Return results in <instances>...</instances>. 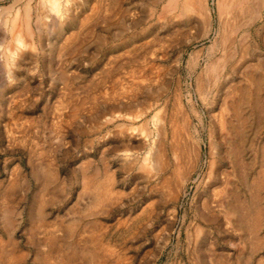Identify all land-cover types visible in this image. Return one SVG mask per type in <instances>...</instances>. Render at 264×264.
<instances>
[{
  "label": "rangeland",
  "instance_id": "1",
  "mask_svg": "<svg viewBox=\"0 0 264 264\" xmlns=\"http://www.w3.org/2000/svg\"><path fill=\"white\" fill-rule=\"evenodd\" d=\"M55 1L61 13L0 1V264H264V186L258 244L224 207L233 192L248 200V181L264 174V85L252 98L244 70L264 64V0H222V15L220 0L199 11L192 0ZM26 5L33 20L65 9L71 20L47 24L56 35L41 24L47 37L25 40L6 68ZM220 26L239 29L246 64L217 85L206 61ZM235 99L241 139L224 124ZM240 140L246 184L228 154Z\"/></svg>",
  "mask_w": 264,
  "mask_h": 264
},
{
  "label": "bare ground",
  "instance_id": "2",
  "mask_svg": "<svg viewBox=\"0 0 264 264\" xmlns=\"http://www.w3.org/2000/svg\"><path fill=\"white\" fill-rule=\"evenodd\" d=\"M1 1V0H0ZM152 1V0H151ZM150 1V2H151ZM175 0H169L168 2V6H171V4L174 2ZM246 0H239L237 1V6L241 5L242 3H244ZM100 2V1H99ZM116 3V2H115ZM152 3V2H151ZM156 3V2H154ZM222 0L219 1L218 3V10H219V14L222 15V13L224 12V5L221 6ZM43 4L45 9H47L46 11H54L57 13H61L59 12V5L55 0H43ZM99 4V3H98ZM208 4V3H207ZM162 5V4H161ZM178 5V4H177ZM186 5V1L183 2V13L186 12L185 10V6ZM114 6V5H113ZM166 6V5H165ZM173 6V5H172ZM179 6V5H178ZM117 7V6H116ZM163 8V6L161 7ZM9 9V7H8ZM165 9V8H164ZM163 9V11L165 12V10ZM176 9V8H175ZM201 10V6L199 3V0H192V10ZM215 9V8H214ZM234 9V8H232ZM252 10L256 9V8H251ZM262 9V8H261ZM264 9V8H263ZM20 10V9H19ZM29 10H30V6L26 5L25 8V12H24V18L19 17V19L21 18L22 23H23V30H18V31H14L15 29V24L17 22V17L18 14L15 13L14 14V18L11 21V25L9 28V39H13L14 42L16 43V47L13 50H9V47L5 48L4 51L1 52V55L5 56V64L6 68H8V63L10 60H12L11 64L16 65V61L23 59V57L26 55V52H28L29 50V46L25 43V40L29 39V40H34V35L36 37L37 40H39L40 42H42V39L47 37L43 35V30H42V26L41 24H45V26L50 29L49 34H54L53 29L51 28V25H47V24H66L68 21L71 20V12L69 13L70 9H65L64 10V14L67 16H65L63 18V14H60L59 18L55 17V16H47L44 18H40V17H36L34 20L31 19L29 16ZM162 10V9H161ZM209 10V9H208ZM257 10V9H256ZM264 11V10H263ZM214 12V11H213ZM7 13V12H6ZM168 13V12H167ZM1 14V13H0ZM262 14V13H261ZM37 15V14H36ZM165 15V14H164ZM163 15V16H164ZM175 15V14H173ZM154 16V15H153ZM212 16V14H211ZM261 16V15H260ZM13 17V16H12ZM168 17V16H167ZM174 17V16H173ZM212 19V18H211ZM259 19V18H258ZM261 19V18H260ZM6 21V20H5ZM92 22V21H91ZM189 22V21H188ZM217 22V21H216ZM261 22V21H260ZM4 24H7L6 22ZM34 24V28L36 29V33H33L34 29H32V25ZM187 24V23H186ZM211 24V23H210ZM215 24V23H214ZM61 25V27H62ZM213 26V25H212ZM256 27V26H255ZM218 28V27H217ZM220 31L218 32V36H216L217 39H214L212 41H214L215 43L213 44L212 47V54L210 55V57L207 58L206 61V66H210L213 70V72H211L208 76V82L210 83L211 81H215V84L217 85H222V82L226 81V78H230L231 75H233L236 70H238L241 65L244 66L246 63H244V55L241 54L240 55V51H241V44L240 39H238V31L239 29H232L229 32L225 31V27L224 26H220ZM210 29V27H209ZM208 30V29H207ZM218 30V29H217ZM246 30V29H245ZM193 32V31H192ZM242 32V31H241ZM248 32V31H247ZM62 31L59 33L61 34ZM244 33V32H243ZM250 33V32H249ZM187 34V33H186ZM240 34V33H239ZM8 35V36H9ZM195 35V34H193ZM203 35V34H202ZM215 35H217L215 33ZM63 36V35H61ZM60 36V38H61ZM178 36V35H177ZM197 36V34H196ZM251 36V35H250ZM150 38V37H149ZM195 38V37H194ZM200 38V37H199ZM198 38V39H199ZM202 38V37H201ZM204 38V36H203ZM264 38V37H263ZM35 39V40H36ZM57 39V38H56ZM207 39V38H206ZM261 39V38H260ZM34 40V41H35ZM50 40V38L48 39ZM205 40V39H204ZM248 40V39H247ZM55 41V40H54ZM150 41V40H149ZM198 41V40H196ZM251 41V40H250ZM254 41V40H253ZM13 42V41H12ZM28 42V41H27ZM33 42V41H32ZM51 42V41H49ZM37 43V42H36ZM39 43V42H38ZM247 43V42H246ZM253 43V42H252ZM166 44V43H165ZM198 44V43H197ZM212 44V43H211ZM39 45V44H38ZM193 45V44H192ZM252 45V44H251ZM189 46V45H188ZM251 47V46H250ZM34 49V48H33ZM48 49L49 51H51V44H48ZM54 49V48H53ZM256 49V48H255ZM251 50V49H250ZM204 51V50H203ZM239 51V53H238ZM181 52V51H180ZM207 52V51H206ZM187 53V52H186ZM191 53V52H190ZM250 53V52H249ZM176 54V53H175ZM203 54V53H202ZM159 55V54H158ZM192 55V54H191ZM157 57V56H156ZM155 57V58H156ZM204 57V56H203ZM260 57V56H259ZM8 58V59H7ZM239 58V59H238ZM3 60V59H2ZM190 60V59H189ZM243 61L244 64H241V62ZM181 62V61H180ZM248 62V61H247ZM251 62V61H250ZM254 62V61H253ZM22 63V62H21ZM175 64V63H174ZM177 65V64H176ZM199 61H196L195 63L189 62L188 66L191 68V70L193 71V73H195L197 71V69L200 67L199 66ZM202 65V64H201ZM143 66V65H142ZM185 66V65H184ZM140 67V66H139ZM189 68V69H190ZM242 69V68H241ZM8 71H6V78L8 80H10L11 78H14V70H10L7 69ZM19 70V69H18ZM17 70V71H18ZM186 70V69H185ZM245 71H247V74L245 75L247 77V79H249L252 83V86L254 88V90L256 92L253 93L252 98L254 96H257V92L259 91V88H261L264 85V81L263 78L259 75H257V73L261 72L264 70V64L261 63L258 66H246L244 68ZM240 71V70H239ZM16 72V71H15ZM199 73V72H198ZM206 73V72H205ZM204 73V74H205ZM238 73V72H237ZM140 74V72H139ZM165 74V73H164ZM150 75V74H149ZM198 75V74H197ZM240 75V74H239ZM200 76V75H199ZM195 78V77H194ZM197 78V77H196ZM203 78V77H202ZM201 78V79H202ZM151 79V78H150ZM160 79V78H159ZM15 81V80H12ZM156 81V80H155ZM172 82V81H171ZM195 82V81H194ZM231 82V81H230ZM193 83V82H192ZM197 83V82H196ZM201 83V81H200ZM145 84V83H144ZM200 85V84H199ZM170 86V85H169ZM153 87V86H152ZM194 88V87H193ZM217 88V87H216ZM135 89V88H134ZM137 89V88H136ZM151 89V88H150ZM166 88H164L165 90ZM2 90V89H1ZM167 90V89H166ZM136 91V90H135ZM170 91V90H169ZM202 91V90H201ZM195 92V91H194ZM157 93V92H156ZM143 94V93H142ZM155 95V93H153ZM160 94V93H159ZM145 95V94H144ZM167 95V94H166ZM203 95V93H202ZM160 96V95H159ZM164 96V95H163ZM200 96V95H199ZM247 97V94L245 95ZM206 97V96H205ZM243 98L244 96H240V98ZM169 98V97H168ZM137 99V98H136ZM141 99V98H140ZM146 99V98H145ZM161 100V99H159ZM139 101V100H138ZM215 101V100H214ZM242 101H245V98L242 99ZM208 102V101H207ZM205 102V103H207ZM246 102V101H245ZM244 102V103H245ZM261 107L262 105L260 103L257 104L256 109H258V112L261 111ZM118 108V107H117ZM115 109V108H114ZM241 109V101H237V99L235 100H230L229 102H226V105L224 106V110L226 111L227 114H230V116L233 119V123L230 124L228 121L224 122L228 123V128L229 131L233 134L234 138H239L241 139V134H243V129L245 128V119L243 118L240 110ZM113 110V109H112ZM217 111V110H216ZM98 113V112H97ZM96 113V115H97ZM100 113V112H99ZM257 113V112H256ZM258 115V114H257ZM211 116V115H210ZM258 118V117H257ZM100 119V118H99ZM95 120V119H94ZM97 121V120H96ZM189 132V131H188ZM213 139V138H212ZM162 144V143H161ZM165 144V143H164ZM242 144V140H240L239 145L233 146L231 148V151L228 153L229 154V158L233 157V162H234V166L237 168V172H238V180L240 181V184H246L247 179H246V175H247V168L245 166L244 161L242 160L241 157V151L238 149ZM163 147V146H162ZM184 149V148H183ZM186 149V148H185ZM159 150V149H158ZM162 150V149H161ZM163 151V150H162ZM161 151V153H162ZM164 153V151H163ZM189 155V154H188ZM156 158V157H155ZM154 158V160H155ZM180 160V159H179ZM136 162V160H135ZM134 162V163H135ZM193 165V164H192ZM156 167V168H155ZM158 167H160L159 163H155L153 164V169L157 170ZM193 167V166H192ZM136 171V170H135ZM138 172V171H137ZM168 172V171H167ZM156 175V174H155ZM158 175V174H157ZM160 175V174H159ZM169 176V174H167ZM166 175V176H167ZM183 175V174H182ZM181 175V176H182ZM154 176V175H153ZM152 176V177H153ZM163 176V174H162ZM45 179H47L48 181L50 180L49 177L44 176ZM134 177V176H132ZM137 178V176H135ZM139 177V176H138ZM142 177V176H141ZM145 178V177H144ZM143 178V179H144ZM160 178V177H159ZM167 178V177H166ZM44 179V180H45ZM135 179V178H134ZM163 179H165L163 177ZM162 179V180H163ZM164 182V181H163ZM167 182V181H166ZM249 183L247 184V190H248V194H249V198L248 200H246V198L241 199V197L239 195H237L236 193L233 192V190H236V187H234V189H232L230 192H233L230 195V203L226 204L225 207V213L229 216V217H234L236 218L237 224H238V230L241 233H245V236L247 235L248 238H250V240L252 241L253 245L258 244L260 242V240L258 239V237H256L260 228V224H261V220H262V215H263V210L261 208L260 205V199H259V195H260V190L262 189V187L264 186V174L261 175H257V177L251 178L250 181H248ZM160 183V181H159ZM158 183V184H159ZM177 182H175L176 184ZM157 184V185H158ZM162 184V183H161ZM155 185V184H154ZM166 185V184H165ZM164 185V187H165ZM249 185V188H248ZM170 187V186H169ZM172 187H170L171 189ZM109 191V190H108ZM176 191V190H174ZM90 194V193H89ZM99 196V194L97 195ZM3 202V201H2ZM1 202V203H2ZM232 202V203H231ZM146 211V209H145ZM215 213V212H214ZM144 214V213H143ZM9 217V216H8ZM140 219V218H139ZM135 223V222H134ZM71 230V229H70ZM69 230V231H70ZM63 231V230H62ZM72 232V231H71ZM75 246V245H74ZM54 255V254H53ZM59 257V256H58ZM80 259L83 261L82 257H80ZM248 259V258H247Z\"/></svg>",
  "mask_w": 264,
  "mask_h": 264
}]
</instances>
